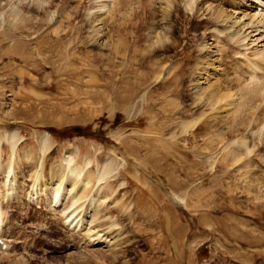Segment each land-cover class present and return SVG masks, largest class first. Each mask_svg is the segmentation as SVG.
Returning a JSON list of instances; mask_svg holds the SVG:
<instances>
[{
	"label": "rangeland",
	"instance_id": "1",
	"mask_svg": "<svg viewBox=\"0 0 264 264\" xmlns=\"http://www.w3.org/2000/svg\"><path fill=\"white\" fill-rule=\"evenodd\" d=\"M51 1L53 21L60 20L61 16L70 12L73 18L74 10L79 4L82 5L81 15L73 20L72 25L80 27L88 19L100 20L102 23L94 22L93 28L101 31L98 37L105 33L107 36L113 35L117 25L124 22L122 12L110 18L114 0ZM237 1L239 2L226 0L225 6L230 11L235 9L232 10L236 14L234 16L240 17L245 7L242 6L243 3L236 6ZM257 5V13L264 15V5L263 9ZM180 6L184 8L182 3ZM60 10L63 11L62 15ZM256 10L244 12L249 16ZM38 13L37 17H41L40 12ZM261 16L257 15L253 21ZM247 19L243 17L240 22L236 21L239 24H235L232 19L228 24L234 25L233 30L240 31L238 37L239 34L240 38L246 36L244 42L248 46L239 47L233 40L229 42L226 37L229 33L224 32L225 36L222 32L219 40L217 39L219 46L213 44L215 48L211 45L209 49H203L219 55L220 51L216 52V49H221L222 43L232 44V48L231 45L225 47L230 50L229 55L222 60L223 64L221 60L219 63L228 79L237 85L234 89L231 87V92L244 88L243 91L239 90V93H244V90L252 87L250 85L264 81V38H258V32L251 28L242 27ZM156 20L160 27L162 22L158 16ZM198 22L197 18L196 22L190 24L198 27ZM63 25L62 22L57 27H52L50 23L27 38L29 49L35 53L24 62L19 56L9 52L11 41L0 43V120L8 125L9 130L19 129L17 131L20 135L17 156L13 159L9 156L10 148L0 141L1 146L5 145V152H0V165H5L8 159H15L10 162L14 167L17 191L14 200L3 201L1 196L5 195L3 181L6 174L0 172V264H264V198H257L253 188H246V169L238 171V174L233 166L222 170L214 168L216 165H223L222 158L220 159L222 153L218 150L238 139V136L227 138L226 135L232 124L230 121L226 124L224 120L231 114L226 115V118L222 110L218 113L220 117L217 114L221 121L219 123L216 118L218 127L224 132L216 127L221 135L224 134L221 136L223 140L217 145L218 149L213 147L216 151L208 149L209 153L204 150L206 144L203 142L208 137L196 136L194 132L185 135L188 143L184 141V134L180 133L179 124L176 123L184 120V115L176 114L168 117L169 121L165 122L167 118L161 110L165 107V97L179 102L181 107H190L192 95L187 80L192 77L190 67L194 55L198 53L199 43L195 39L199 36L194 38L193 35H188V39H180L175 52H159L163 56L162 63L166 66L174 63L189 65L184 66L182 80H178L177 86L170 83L168 78L161 82L162 75L158 79H155V75L149 77V83L140 91V94L144 90L150 92L152 103H147L143 95L137 97L136 74H149V68L154 64L145 53L150 47L149 31H145V39L139 45L140 55L144 59L142 65L137 64V60H108L105 59L107 56L103 59L94 58L92 55L104 52L105 49L102 50L98 41L90 37L92 27L88 25L84 29L79 28L77 34L83 36L84 40L72 43L71 53L63 58L59 53L56 56L47 53L43 41L42 47L38 43H32L37 36L55 37V30H61ZM198 32L203 30L200 29L196 34ZM175 36L178 39L180 33ZM202 36L204 41L212 43V38L207 40L209 36L206 33ZM176 53L177 56L174 57ZM186 56H190V60ZM247 82L251 83L249 88H245ZM132 89L136 90L133 92ZM171 90L174 91L170 92ZM232 118L230 117L231 121ZM169 123L171 125L168 128ZM2 128L5 127L0 125V138L4 136ZM247 130L243 132L247 139H252L253 143L261 146V136ZM45 133L53 140L52 148L46 153L49 156L45 155L48 156V165L42 169L45 176L50 174V167L61 168L65 163L64 158L71 153L75 164H83L87 158L92 160L84 168L89 169L88 171L94 170L97 163H103L108 158L115 161L116 170L112 174H117L110 175L107 179L110 187L108 185V190H102V194H109L108 198L96 199L97 205L102 204L108 210L102 211L103 217L99 215L98 220L92 223L96 226L93 225L87 231L73 229L74 223L71 225L69 219L65 223L67 219L58 211L61 206L55 211L46 208L44 196L39 197L41 202L38 205L27 199V192L31 190L35 178L33 173L39 172L44 163L43 155H32L38 153L39 139ZM212 133L209 137L215 138ZM160 140L164 145L160 144ZM208 142L212 147L211 139ZM26 150L32 154L29 161L25 158ZM259 155L264 156V149ZM255 159L257 165L261 164L260 158L255 156ZM259 168L251 176L258 175L264 182V174L261 173L264 170L263 164ZM137 176L140 180L136 179ZM121 182H124L123 186L115 187ZM96 188L95 182L88 186L79 201L85 203ZM112 188L117 189L113 191ZM112 200L119 204L124 202L128 211L123 208L118 210ZM239 220L241 225L236 223ZM112 221L117 225L108 229ZM250 227L256 229L252 237L246 236L244 232ZM102 229L104 232H112H107L110 235L107 239L113 238L115 245L106 246L104 238L92 240L95 235L104 233ZM118 229L121 236L115 233ZM239 232H244L243 238L236 236ZM253 236H261L260 241L250 242ZM176 252L180 254L175 256ZM245 255H249L246 258L248 263L243 258Z\"/></svg>",
	"mask_w": 264,
	"mask_h": 264
},
{
	"label": "bare ground",
	"instance_id": "2",
	"mask_svg": "<svg viewBox=\"0 0 264 264\" xmlns=\"http://www.w3.org/2000/svg\"><path fill=\"white\" fill-rule=\"evenodd\" d=\"M79 1L80 0H78V2ZM30 2H32V5L30 4ZM225 2L226 0H114L112 1V8H110V11L112 10V13H113L110 16V18H113L114 16H118L122 12V16L123 17L125 16L124 22L117 25L113 35L108 34L107 36V33H105L101 37H98V34L101 31L99 29H93V28H94V22H99L100 20H89L88 19L87 21H85V24H83L80 27H75V25H72L73 20L79 18L81 15L82 5L80 4H79V7L76 10H74L73 18L70 12L64 17L61 16L60 20L53 21L54 11H51L50 9L53 4V1L51 0H29V1L27 0H0V43H3L5 41H11L12 42L11 46L8 48L9 52L17 57L19 56L22 59V61L23 60L27 61V59H29L30 56H32L33 53H35V52L32 53V51L29 49L30 44L27 42L28 41L27 38L33 35L42 26H45V25L48 26L51 23L53 25L52 27L54 26L57 27V25L63 22L64 25L61 27V30L59 31L55 30L54 32L55 37L44 38V37L37 36L34 40H32V43H38L41 47L44 44L45 48L47 49V53L53 54L55 56L56 54L59 53L60 56L62 55L61 57L63 58V56L65 55L67 56L69 53H71L72 43L82 42V40H84L83 36H78L77 34L79 32V28L84 29V27L88 25L92 27L90 37L98 41V46L102 48V50L103 48L105 49L104 52L100 51L92 55L94 58L103 59L105 56H107L105 59H108V60H111L112 58L121 59V60H124V59L137 60V64L142 65V63L144 62V59H142L140 55L139 45L142 42V40L145 39V31L147 30L150 32V39H149L150 47L145 53L147 54V57H149V59L154 64L149 68V71H148L149 74H146L144 76L142 75L140 76V74H136L137 76L136 86H137V97H140L141 95H143L145 97L144 99H146L147 103H149L151 102L150 92L148 93L147 91L144 90V92L140 94L141 89L144 88L149 83L148 82L150 80L149 77H151L152 75L153 76L155 75V79H158L162 75L161 82H164L168 78V81L170 83H173L174 85L177 86L178 80L179 79L182 80L181 72H183L184 68L189 65V63L188 64L184 63L182 65L181 64L177 65L176 63H174V64H169L168 66H166L165 63H162L163 56H160L159 52L162 51L165 54H168L169 52H175V49L178 46L180 39H188L187 38L188 35H193L194 38L199 36L195 39V41L199 43L198 53L194 55V58L192 59L193 63H191L192 66L190 67V73L192 77L188 78L187 80V83H189L188 85L190 87L189 89L190 94L192 95V100H191L192 103L190 104V107L188 105H186L185 107L184 106L181 107L179 102H176L174 100H171L165 97V100L163 101L164 102L163 105H165V107L161 109L163 115L165 116V118H167V120L166 121L164 120V121L168 122L169 121L168 117L170 118L171 116H174L176 114H180L181 116L184 115L183 116L184 120H181L180 122H176L177 124H179L178 128H179L180 133L184 134V141L188 143L187 139L185 138L186 134L188 133L193 134L195 132L196 136L208 137L207 139H203V142H205L206 144V147H204L205 148L204 150H208V149L210 150L213 147L218 149L217 145L221 144L223 140V137L221 136H223L224 134L221 135L218 132V128L220 129V127H218V124H217L218 120H219V123L221 122L220 119L218 118L220 117L219 115L220 110L224 111L223 113H225V118H226V115L229 116V114H231L232 116L230 115L228 119L226 118L224 120L227 122V123L225 122L226 124H229L228 121H230L231 122L230 124H232L231 126L228 125L230 126V128H228L226 135H227V138L228 136L230 137L238 136V139H234L232 142H230V144L227 147H221L220 150H218L219 153L220 152L222 153L220 159L222 158L221 160L223 162L222 161L220 162H222L223 165L220 164L222 165V167L221 166L216 167L217 166L216 165L214 168L215 169L220 168L219 170H222L227 167L233 166L235 170H237V173L238 171L240 172L242 169H246V171L244 172V175H248V176H245V178H247V181H245L246 188H253L255 191V196L257 198H264L263 178H261L258 175L251 176V173H256V171H258L259 166H261L262 164L264 166V156L259 155L264 149V141H263V138H264V81L256 85H250L251 83L249 84V82H247L246 83L247 85L246 86L244 85L245 88L246 87L249 88L250 86L252 87H250L248 90L246 89V91L244 90V93H241V91H240L241 94L239 93V90L243 91L244 88L238 89V92L237 91L231 92L232 88L235 87L236 84L234 81L228 79L227 74L224 73V69L222 70L220 68L221 66L219 65V63H221V61L225 57H228L230 50H227L225 47H229V45H231V48H232V44L229 43L232 40L234 41V43H237V45L239 44L240 45V46L238 45L239 47L248 46V43L244 42L246 39L245 38L246 36H243V37L241 36L240 38L241 34H239V37H238V33H240V31L233 30L232 27L234 25L230 26V24H228L229 21H231L232 19H234L233 21L235 22V24L236 23L239 24V22L241 21L240 19H242L243 17L244 18L247 17L248 18L247 22L242 23V27L247 26L248 28H251V30L258 32V35H259L258 38H261V37L264 38V21H263L264 15L257 13V10H256L258 6L257 4H259L260 6L264 5V0H239V2L237 1L238 4L236 3V6L239 5L240 3H243L242 6L245 7L244 11L246 12L248 10H256L254 11V13L252 12L253 13L252 15H249V16H248V13L244 11L243 13L241 11L240 17L234 16L235 12L233 11L235 9H232L233 11L232 10L230 11V9H228L229 7L227 8L225 6ZM155 3H157V5ZM181 3L184 6L183 9H182V6H180ZM237 9L240 10V8L238 7ZM262 9H263V6H262ZM63 10H66V8H64ZM60 11H61L60 15H62L63 11L62 10ZM187 11H189V13ZM38 12H40L41 17H37L39 16ZM257 15L259 16L263 15V16H261L260 19L258 20L255 19L256 21H253ZM157 16L159 17V21L162 22L160 27H158L159 23H158V20H156ZM197 18L199 21L197 24L199 25L198 27L193 26V23L190 24L191 22H196ZM154 21H156V23H154ZM236 21H239V22H236ZM105 22L106 21H104V24ZM101 23L102 22L100 21V24ZM227 24L229 26H227ZM200 29H202L203 32L201 33L198 32L196 34V32L199 31ZM230 30L232 32H230ZM191 31L193 32L190 33ZM222 32L229 33L227 34V36L224 33L229 42H226V45H223L224 43H222V45H220L221 49L217 47L219 50L216 49V52L220 51L219 55L217 54L218 56L213 55L211 52L207 50H203L207 48L209 49V47H211V45L213 44L217 46V44L219 43L217 39L219 38V34H221ZM176 33H180V36L178 39L175 36ZM205 33L206 35L209 36L208 38L206 37L207 40L209 38L210 39L212 38L213 40L212 43H208L206 40L204 41V39H202L203 37L202 34L204 35ZM42 41H43V44H42ZM92 44L95 45V43H92ZM215 45H213L214 48H215ZM262 47H263V52H264V46ZM222 48H223V51H222ZM176 56H177V53L175 54L174 57ZM167 57L169 56L167 55ZM186 57L188 60H190V56H186ZM263 57L264 56H262V58ZM49 63L50 62H48V64ZM222 64H223V61H222ZM250 73L252 74V72ZM89 75L91 76L92 74L90 73ZM131 78L133 79V77ZM133 89L132 91L134 92L136 89L135 90ZM173 91L174 90H171L170 92H173ZM127 94H128V91H127ZM174 95H177V93H175ZM230 117L231 118L233 117L232 121ZM216 118L218 120H216ZM0 125L6 128V129L2 128L4 129V136L0 138V141H3L5 145L8 148H10L9 156H11V158L13 159V157L15 158V156H17L16 150H17V145L19 144V141H20V135L17 130L19 129L17 130L7 129L8 125L2 120H0ZM170 125L171 123L168 124V128L170 127ZM157 127H156V130L158 129ZM248 128L250 132L254 131L253 134L257 133L258 137L261 136L260 137V139L262 138L261 146H259V144L258 145L255 144V142L253 143L252 139L248 140L245 134H243V132L246 131ZM211 132H213L212 134L215 135V138L209 137V134ZM210 139H211L212 147H210V142H208ZM159 142L160 144L164 145L163 141L161 142L160 140ZM52 144H53V140L47 133H45L39 139L38 153H35L34 155H32L30 152L26 150L24 151V154L26 155L25 158L28 159L31 155L34 157L37 155L38 156L43 155L45 157V155H48L46 153L49 152L50 149L52 148ZM5 145L4 146L0 145L1 153L5 152ZM71 154L67 156L66 158H64L65 163L61 166V168L55 169L53 167L52 168L50 167V174H48V176H45V174H43L42 172V169L45 167V165H48L47 157L49 155L45 157L44 163L42 164L41 169L39 167L40 171L39 172L34 171L33 173L35 175V178L33 180V184L31 185V190L27 192V199L30 203H34L38 205L41 202L39 201V197L44 196L46 201H43L45 202V204L44 203L43 204L46 206V208H48L49 210L55 211V210H58V207L60 208L61 206L60 210L58 211L61 214H63L64 219L65 218L67 219L66 221H64L65 223L69 219L70 220L69 223H71V225H73L72 223H74L73 229H76L77 231L78 230L87 231V229L92 228V226L94 225V224L92 225V223L98 220L97 217L99 215H102L101 212L102 211L104 212L105 209L108 210L106 207L107 205L105 206L106 207L105 209H104V206H102V204L97 205L96 199L98 198L100 200H106L105 198H108L109 194L107 195L105 193L102 194V190L106 188L108 190V188L110 187V184H108L109 182L107 183V179L110 177L112 173H115V170H116L115 161L113 159L108 158L109 160L107 159V161L103 163L102 162L100 164L97 163L94 170L92 169L88 171L89 169L86 170L84 168H86L91 163L92 160L90 158H87L85 159L83 164L78 165V164L73 163ZM255 156L260 158L261 164L259 163L258 165L256 164L257 161L255 159ZM14 160L8 159V161L5 162L6 164L4 163L5 165H2V164L0 165V172H3L4 174H6L4 178L5 180L3 181V185L6 188L5 193H4L5 195L1 196L3 197L2 199L4 202L14 200L16 192H17L16 187H15L16 176L13 171L14 167H13V164L10 162V161L14 162ZM27 161H29V159ZM261 173L264 174L263 169L261 170ZM136 175H138L137 172H136ZM248 178L250 180L249 182H248ZM136 179L140 180L138 176ZM167 180H169V178ZM94 182L97 184V188L95 189L93 194L90 196V198H88L87 201H85V203L79 201L80 197L83 195V192L87 189L88 186L92 185V183ZM123 185H124V182H121L118 185H115V187L118 188ZM112 189L113 191H116V189L114 188ZM103 202L106 203V201H103ZM113 202L116 208H118V210H121V208L125 210L128 209V206L124 202H121V204H119L117 203L118 201L115 202L112 200V203ZM184 204H185V201H184ZM263 216L264 215H262V217ZM0 223L2 224L1 216H0ZM236 223L240 225L242 224L240 220ZM115 225L117 224L114 223L113 221L110 222L108 229H111L112 226H115ZM241 227L247 229V227H244V226H241ZM237 228L236 230H238ZM103 230L104 229H102V231ZM255 230H256L255 228L250 227L248 228V230L244 232L247 234L246 236L251 235L250 237H252V234L256 232ZM107 232H109V230H107ZM107 232L105 231L102 235H95L96 233L93 234L96 237L93 238L92 240H96V239L100 240L101 238H104L103 242H105L106 246L111 247L114 244L112 240L113 238L107 239L108 236H110L107 234ZM244 232L243 233L239 232V235H236V236H238L239 238L241 237L243 238ZM1 233L2 232L0 229V236L2 235ZM115 233L118 235L121 234L119 232V229ZM260 239H261V236H256V237L253 236L252 239L250 238V242H253V243L259 242ZM179 254H177L176 252L175 256H178ZM248 256L249 255L247 256L245 255L243 257L247 263H248V260H246V258Z\"/></svg>",
	"mask_w": 264,
	"mask_h": 264
}]
</instances>
